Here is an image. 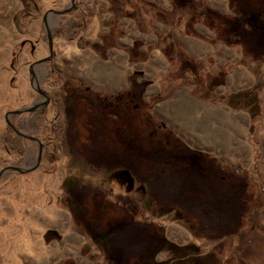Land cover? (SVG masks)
<instances>
[{
    "label": "rangeland",
    "instance_id": "1",
    "mask_svg": "<svg viewBox=\"0 0 264 264\" xmlns=\"http://www.w3.org/2000/svg\"><path fill=\"white\" fill-rule=\"evenodd\" d=\"M0 264H264V0H0Z\"/></svg>",
    "mask_w": 264,
    "mask_h": 264
},
{
    "label": "flooded vegetation",
    "instance_id": "2",
    "mask_svg": "<svg viewBox=\"0 0 264 264\" xmlns=\"http://www.w3.org/2000/svg\"><path fill=\"white\" fill-rule=\"evenodd\" d=\"M56 10H58V9H56ZM48 12L47 13H49V12H52L53 10H51L50 8L47 10ZM109 40V39H108ZM50 51V50H49ZM102 54V56L100 55V58L102 59V61H106V60H108L109 58H110V54H106V53H101ZM48 55H46V57H47ZM34 62V63H33ZM32 62V64H33V66H36V65H38L39 66V64L41 65V64H43V63H37V62H35V61H33ZM33 71V70H32ZM31 78H30V81H31V85H32V90H33V93H34V100L32 101L33 102V104L31 105V108H33V111H31V113L32 114H34L35 116H39V118H41V117H43V113H45V114H47V111H46V109L50 106V105H52L53 103H54V100L52 99V96H51V94H49V92L46 90H44L43 88H42V84H41V81L38 79V77H37V75L35 74V73H31V76H30ZM97 94H99V93H97ZM97 96H101V95H97ZM119 99H122L123 101H124V103L125 104H128V103H131L132 102V100L131 99H126V98H121V97H119ZM127 100V101H126ZM96 101H99V99H96ZM114 101L116 102V101H118V100H116V99H114ZM102 102V101H101ZM120 102V104L122 105V103L123 102H121V101H119ZM123 103V104H124ZM137 106L136 107H138L139 105L138 104H136ZM70 105L66 102V108H67V110L63 113V116H64V118H65V120H66V125H65V129H67V131H68V127H69V124L68 123H70V122H68L69 121V117L71 116V112H70V109L68 108ZM116 106V105H115ZM107 107H108V104H107ZM106 106H102V108H107ZM109 108V107H108ZM65 114V115H64ZM110 118H112V120L114 121L113 122V125H120L119 126V128L120 129H127V130H129V132H131V129H132V127H131V125H132V117L130 118V117H128V116H126V115H123V116H121V117H116V115L114 114L113 116H111ZM42 119V118H41ZM68 119V120H67ZM111 120V121H112ZM121 120H124V122H122ZM90 123L92 124V121H91V119L90 120H87L86 122H85V124H83V125H81L83 128H85L86 130H88L89 128L91 129V126H90ZM88 124V125H87ZM146 126V125H145ZM18 128V127H17ZM19 129V128H18ZM66 131V132H67ZM151 138H153V137H151ZM154 139V138H153ZM34 142V145H35V149H36V151H37V153H38V155H37V159H38V157H39V155L42 153V151L41 150H43L44 151V145L43 144H41V143H39V142H35V141H33ZM38 145H40V147L38 146Z\"/></svg>",
    "mask_w": 264,
    "mask_h": 264
},
{
    "label": "water",
    "instance_id": "3",
    "mask_svg": "<svg viewBox=\"0 0 264 264\" xmlns=\"http://www.w3.org/2000/svg\"><path fill=\"white\" fill-rule=\"evenodd\" d=\"M71 1H72V3H74V0H71ZM69 11H70L69 9H63L61 11H55V13L64 14V13H67ZM47 34H48V40H49L50 55L46 59L38 61L37 63L50 61L52 56H53V39H52V35H51L50 30L47 31ZM31 73H32V71H31ZM27 111L31 112V111H33V108H27V109L19 110V111L15 112V114L18 115V114H21V113H24V112H27ZM39 160H40V158L38 157V162H39ZM35 167L34 166L33 167H28L26 169H22V168H19V167H12L10 169L11 170H15V171L20 172V173H27V172H30L31 170H33Z\"/></svg>",
    "mask_w": 264,
    "mask_h": 264
}]
</instances>
